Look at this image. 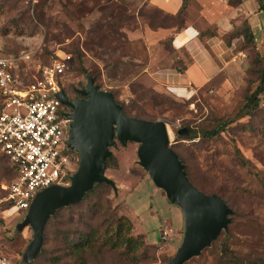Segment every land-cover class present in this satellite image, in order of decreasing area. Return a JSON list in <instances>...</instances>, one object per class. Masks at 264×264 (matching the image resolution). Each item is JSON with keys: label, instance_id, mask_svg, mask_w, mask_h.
Masks as SVG:
<instances>
[{"label": "rangeland", "instance_id": "1", "mask_svg": "<svg viewBox=\"0 0 264 264\" xmlns=\"http://www.w3.org/2000/svg\"><path fill=\"white\" fill-rule=\"evenodd\" d=\"M158 13L146 0H0V55L32 51L33 59L47 63L69 54L70 67L61 82L69 98L86 84V75H95V83L111 91L127 115L164 120L169 143L190 181L207 194L222 196L232 210L226 230L184 264H264V93L259 110L249 115L242 110L244 97L257 86V72L248 61L233 82L219 75L201 87L178 91L152 80V70H180L184 65L168 44L170 37L154 30L157 23L170 21ZM90 47L105 50V61ZM255 52L264 62L262 34L245 51V58L250 60ZM156 58L158 63H150ZM224 120L231 121L227 132L211 139L201 137L202 128ZM187 127L198 136L177 135ZM137 146L117 142L111 147L119 167L106 168L105 174L116 188L100 190L56 211L46 223L47 235L33 264H83L67 252L64 236L72 239L92 227L98 230L96 248L83 254L87 264L168 263L180 245L182 213L139 167ZM77 158L68 155V170H76ZM11 177L9 162L0 152V264H24L22 255L32 230L18 228L22 213L3 211L2 185ZM97 204L96 209L103 207L93 215L90 208ZM115 216L131 221L129 236L136 249L101 245L107 222ZM166 227L168 240L160 242V229Z\"/></svg>", "mask_w": 264, "mask_h": 264}, {"label": "water", "instance_id": "2", "mask_svg": "<svg viewBox=\"0 0 264 264\" xmlns=\"http://www.w3.org/2000/svg\"><path fill=\"white\" fill-rule=\"evenodd\" d=\"M83 97L70 100L60 90L57 98L71 109L66 147L78 156V166L69 184L51 185L40 190L31 201L18 228L29 226L32 239L22 261L33 264L41 251L43 230L48 219L62 207L80 202L94 185L115 182L106 176V159L117 142L125 146L138 143V165L154 185L163 190L166 199L180 208L183 230L180 245L167 264H184L198 256L217 239L230 222L231 208L217 194L199 190L188 179L183 162L170 147V132L164 120H147L127 115L111 91L103 90L94 77L86 75V84L78 90ZM187 129L177 131L187 136Z\"/></svg>", "mask_w": 264, "mask_h": 264}, {"label": "built area", "instance_id": "3", "mask_svg": "<svg viewBox=\"0 0 264 264\" xmlns=\"http://www.w3.org/2000/svg\"><path fill=\"white\" fill-rule=\"evenodd\" d=\"M71 56L42 63L32 51L0 55V152L16 175L2 185L3 211L24 214L40 190L69 184L66 141L69 119L57 94ZM78 159V158H77ZM169 228L160 229L167 241Z\"/></svg>", "mask_w": 264, "mask_h": 264}, {"label": "crops", "instance_id": "4", "mask_svg": "<svg viewBox=\"0 0 264 264\" xmlns=\"http://www.w3.org/2000/svg\"><path fill=\"white\" fill-rule=\"evenodd\" d=\"M146 2L153 9L172 15L182 4V0ZM185 19V26L178 32L160 29V34L170 37L171 47L178 53L176 58L184 61L185 69L161 68L150 72L152 80L163 82L175 91L187 86L201 87L219 75L233 82L235 75L242 73L248 65L245 51L241 50L242 37L233 38L227 45L225 36L243 22L248 23L256 40L261 34L264 36V15L256 0H190ZM150 63H158L157 58Z\"/></svg>", "mask_w": 264, "mask_h": 264}, {"label": "trees", "instance_id": "5", "mask_svg": "<svg viewBox=\"0 0 264 264\" xmlns=\"http://www.w3.org/2000/svg\"><path fill=\"white\" fill-rule=\"evenodd\" d=\"M189 1L190 0H182V4H181L180 9L178 10V12L176 14H173V15L158 10V12H159L158 14L163 16L164 19H169L170 21L163 20V22L157 23L156 25H154V30L170 29L172 32H178L179 30H181L186 24L185 12H186L187 6L189 4ZM256 1L258 3L259 11L262 12L264 15V0H256ZM240 36L242 37L241 50L249 51L251 49V45H253L255 42V38H254V35L251 32L250 27H249L247 22H243L240 25V27L236 28L234 31H232L231 33H229L225 36L226 44L230 45L231 40L233 38L240 37ZM93 44L97 45L98 47H101V45L97 44L96 42H94ZM168 44L171 47V40H169ZM252 49H253V46H252ZM90 50L91 51L94 50L97 53H99L100 56L103 57V61H105L104 59H106V58H104V56H103L104 53L106 52L105 50H102L100 52V51H98L94 48H91V47H90ZM246 58L248 59L249 63H251V65H250L251 68L257 72L258 83H257V86L255 87V89L244 97V104L242 107L243 115H249L252 112L259 110V101H260L259 97H260V94L264 93V62H263V60H261V56H259V54L257 52H255V55L250 60H249L248 56H246ZM114 67H116V64L114 65ZM183 69H185V65H183V67L180 70H183ZM82 71L86 72V70L84 68H82ZM94 76L95 75H93L92 77H94ZM122 108H123V111L126 113V109L123 106H122ZM139 118H142V117H139ZM230 123H231L230 120H224V121L218 122L213 128H209V129L202 128L200 130V135L204 139H211V138L218 137L222 132H227V130H228L227 127ZM186 129L189 132V138H193L195 136H198L197 135L198 132L195 129L189 128V127H187ZM177 135H179V134L177 133ZM170 147H171V145H170ZM106 165H107V168H110V167L115 168V169L118 168V162L115 159V157L112 155H111V157L106 159ZM10 171L12 174V177H11V179H12L15 177L16 171H15L14 167H12L11 165H10ZM188 179H189V177H188ZM191 183L193 184V182H191ZM110 188L113 189V187L107 183L96 184V185H94V187L89 192L84 194L82 200L83 201L87 200L88 198H90L92 195H94L95 193H97L100 190H108ZM220 197L226 203V200L222 196H220ZM73 205H75V204H73ZM98 205L99 204L92 206L90 208V211L92 212L93 215L97 214L103 207V204H100V209H96L98 207ZM70 206H72V205H70ZM62 208H65V207H62ZM62 208H60L59 210H61ZM59 210H57V212ZM131 228H132V224H131V221L129 219L124 218V216L113 217L110 221L107 222V227L105 229L106 235L103 236V238L101 239V242H100L101 245L109 246L110 248L122 247L125 245V247H128L131 250L136 249L137 243L132 242V238L129 236V232H130ZM97 233H98V230L96 228L92 227V228L88 229L87 231H82L79 234H77L75 236V238H72L73 240L71 239L70 235L64 236L65 246H66L67 252L76 260L80 261L83 264H87L83 254H85L86 252H90L96 248L95 242L97 240L96 239ZM46 235H47V232H46V225H45L44 230H43V242L45 240ZM68 238H70L72 240V242L70 244L67 243ZM131 242H132V244H131ZM160 242H163V241L161 240ZM101 245L99 244V246H101ZM224 251H225V249H224Z\"/></svg>", "mask_w": 264, "mask_h": 264}, {"label": "flooded vegetation", "instance_id": "6", "mask_svg": "<svg viewBox=\"0 0 264 264\" xmlns=\"http://www.w3.org/2000/svg\"><path fill=\"white\" fill-rule=\"evenodd\" d=\"M60 90H63V91L65 92L66 97H67L68 99H70V100H76V99H80V98L83 97L82 95H80V94L78 93V90H79V89L76 91L77 93H76L75 97L72 98V99L68 97L66 91H65L62 87L60 88ZM60 108L64 109V112H65V113L71 111V109H70L69 107H67L66 105H64V104H62V103H61V105H60Z\"/></svg>", "mask_w": 264, "mask_h": 264}]
</instances>
